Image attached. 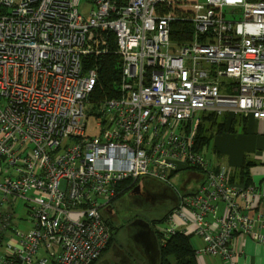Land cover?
Wrapping results in <instances>:
<instances>
[{"label":"built area","instance_id":"1","mask_svg":"<svg viewBox=\"0 0 264 264\" xmlns=\"http://www.w3.org/2000/svg\"><path fill=\"white\" fill-rule=\"evenodd\" d=\"M176 1L0 0V264H94L113 235L105 210L143 179L185 172L195 186L159 235H195L197 255L225 264L237 236L264 244V191L198 148L205 117L264 121V0L195 1L187 18ZM177 19L194 26L183 45ZM113 51L119 94L91 101L87 60Z\"/></svg>","mask_w":264,"mask_h":264},{"label":"crops","instance_id":"2","mask_svg":"<svg viewBox=\"0 0 264 264\" xmlns=\"http://www.w3.org/2000/svg\"><path fill=\"white\" fill-rule=\"evenodd\" d=\"M237 118L238 122L233 132L215 134L214 151L218 162L212 163L217 168L228 169L234 183L241 184L244 180L264 191V121ZM243 170L246 177L242 175ZM194 180L192 182L195 184ZM199 240L201 242L199 250L194 248L197 251L204 247L202 239ZM234 249L237 264H264V244L249 237L237 236L234 240ZM197 259L199 264H225L218 257L204 254H198ZM138 264H146L143 253Z\"/></svg>","mask_w":264,"mask_h":264},{"label":"trees","instance_id":"3","mask_svg":"<svg viewBox=\"0 0 264 264\" xmlns=\"http://www.w3.org/2000/svg\"><path fill=\"white\" fill-rule=\"evenodd\" d=\"M193 34L194 26L191 22L181 19H177L173 22L172 39L178 45H183L189 42L192 39ZM87 65L96 68L99 77L95 91L91 96V100L105 101L116 98L119 94L122 81V60L120 56L113 51L108 55L98 58H90L87 60ZM237 122L238 118L234 116L225 117L222 121L215 116L205 117L198 133V148L203 150L209 146L213 139V129H216L217 134L233 132ZM207 124L209 127L206 126ZM242 175L246 177L244 170ZM241 185L249 186L250 184L242 180ZM172 211L173 209L163 219L158 221L157 224L165 222ZM108 222L112 227L113 235L103 256L109 250L110 245L114 240V225L109 220ZM157 235L161 252L159 264H199L196 250L191 242L192 235L177 233L169 239H164L158 233ZM97 262L94 264H97Z\"/></svg>","mask_w":264,"mask_h":264},{"label":"flooded vegetation","instance_id":"4","mask_svg":"<svg viewBox=\"0 0 264 264\" xmlns=\"http://www.w3.org/2000/svg\"><path fill=\"white\" fill-rule=\"evenodd\" d=\"M152 185H157L159 188ZM177 204L178 193L175 190L150 179H144L134 189L121 195L111 205L112 208L106 219L115 227L125 230V241L115 250L114 259L106 261L105 264H138L142 248L134 239L141 238L146 232L148 229L146 224L158 237L156 228L157 222L161 219H148L147 214L154 209H161L166 216ZM131 209L135 211L134 216L131 215ZM135 222L136 224L133 225Z\"/></svg>","mask_w":264,"mask_h":264},{"label":"rangeland","instance_id":"5","mask_svg":"<svg viewBox=\"0 0 264 264\" xmlns=\"http://www.w3.org/2000/svg\"><path fill=\"white\" fill-rule=\"evenodd\" d=\"M195 1H199V2H202L203 0H177L176 3H175V9H174V14L178 17H191V10H190V6L192 3H194ZM253 1H256V0H253ZM81 12L84 13L85 15H87V11H88V7L85 6V4L83 3L81 8H80ZM189 15V16H188ZM93 101V100H91ZM95 101V100H94ZM89 108L91 109V106H89ZM223 119H220V121H222ZM206 126L209 127V125L207 124ZM88 134L90 137H93V138H96L99 136L100 134V128L98 127V124H97V119L96 118H91L90 121H89V124H88ZM215 134H216V129H213V139L211 141V143L209 144L208 147L205 148L204 150V153H205V156L212 162H218V158L215 154V148H214V141H215ZM192 177V178H191ZM194 180V177L188 173V172H185V173H181L177 176H175L173 178V184L172 185H165V184H162L164 186H167V187H171L172 189H174L176 192H180V191H188L189 189L193 188V186L195 185L192 181ZM152 186H155V185H152ZM157 188H159V186H155ZM1 197H2V194L0 192V200H1ZM17 217L18 219H25L28 217L27 213H26V210H24L22 208V205L18 204L17 206ZM132 213V214H131ZM131 215L134 216V213L135 211L131 209ZM129 214V215H130ZM165 212L161 209L159 210H156L154 209L151 213L147 214V218L148 219H163L165 217ZM174 222L177 223L179 226L181 227H184L185 226V223L180 220L178 217H176L174 219ZM20 229H24V225L21 226L19 225ZM166 228L168 227V224L166 222H163V223H159L158 224V228ZM114 240L112 242V244L110 245V248L109 250L105 253V255L99 260V262L97 264H105L106 261H111L114 259L115 257V250L117 248H119L123 242L125 241V230H123L121 227L118 228V227H115L114 226ZM192 231H189V233H191ZM192 235V234H191ZM192 241V245L194 246V248H196L197 250H199V247L201 246V242L199 240V238L197 236L194 235V237H192L191 239Z\"/></svg>","mask_w":264,"mask_h":264},{"label":"water","instance_id":"6","mask_svg":"<svg viewBox=\"0 0 264 264\" xmlns=\"http://www.w3.org/2000/svg\"><path fill=\"white\" fill-rule=\"evenodd\" d=\"M143 180H141V182ZM111 208L112 207L110 206L105 210V216H107ZM135 224L136 222L133 223V225ZM146 228L148 229L146 230V232L143 233L141 238H136L134 240L139 245V247L142 248V253L146 258V264H159L161 252L158 237L148 224H146Z\"/></svg>","mask_w":264,"mask_h":264}]
</instances>
